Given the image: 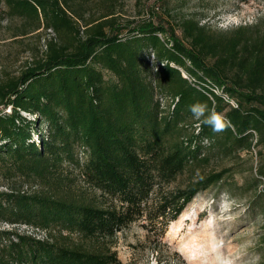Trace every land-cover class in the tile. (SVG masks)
Instances as JSON below:
<instances>
[{
  "label": "trees",
  "instance_id": "16d2710c",
  "mask_svg": "<svg viewBox=\"0 0 264 264\" xmlns=\"http://www.w3.org/2000/svg\"><path fill=\"white\" fill-rule=\"evenodd\" d=\"M114 2L0 0L22 33L57 34L32 65L0 79L1 169L43 184L0 191V264H122L119 232L142 220L161 241L230 169L171 185L215 147L250 149L264 135V30L214 35L193 17L124 19ZM197 102L229 126L196 121Z\"/></svg>",
  "mask_w": 264,
  "mask_h": 264
},
{
  "label": "rangeland",
  "instance_id": "374dc122",
  "mask_svg": "<svg viewBox=\"0 0 264 264\" xmlns=\"http://www.w3.org/2000/svg\"><path fill=\"white\" fill-rule=\"evenodd\" d=\"M114 1L124 19L155 13L177 25L183 18L193 17L214 35L230 34L239 26H259L264 30V0ZM5 11L6 5L2 4L0 79L19 75L44 53L48 39L57 36L46 28L24 34L20 30L23 20ZM177 32L182 36L181 28ZM225 167L230 172L224 180L200 191L170 223L161 241L147 234L142 220L119 232L116 249L122 264H264V135L256 133L250 149L237 148L225 154L215 147L208 162L196 165L171 187H184L191 180ZM22 180L6 176L0 166V191L43 187L39 181ZM18 227L32 231L24 225ZM203 231L210 236L203 237ZM38 233L45 236L42 231Z\"/></svg>",
  "mask_w": 264,
  "mask_h": 264
},
{
  "label": "clouds",
  "instance_id": "9594fccd",
  "mask_svg": "<svg viewBox=\"0 0 264 264\" xmlns=\"http://www.w3.org/2000/svg\"><path fill=\"white\" fill-rule=\"evenodd\" d=\"M193 118L199 123L209 126L214 132H222L229 126L223 114L209 109L206 103L197 102L189 106Z\"/></svg>",
  "mask_w": 264,
  "mask_h": 264
},
{
  "label": "built area",
  "instance_id": "2783aa9c",
  "mask_svg": "<svg viewBox=\"0 0 264 264\" xmlns=\"http://www.w3.org/2000/svg\"><path fill=\"white\" fill-rule=\"evenodd\" d=\"M181 70H182L183 75H184L186 78H188L190 81L195 80V78L191 77V76H190V75H189L184 69H181ZM215 91H216L217 93L220 92L219 89H216ZM225 99H226L227 101H229L231 104L236 105V101H235L234 99L230 98L229 96H225ZM7 226H10V225H7ZM22 226H23V225H22ZM24 226H26L27 228H31L32 231H30V232H28V233H31V234L37 235L38 237H42V238L47 237V233H46V231L43 230V229H38V228L35 229V228H33V227H29V226H27V225H24ZM35 230H36V231H35ZM41 231L45 233V236H41L40 233H38V232H41Z\"/></svg>",
  "mask_w": 264,
  "mask_h": 264
},
{
  "label": "bare ground",
  "instance_id": "6f19581e",
  "mask_svg": "<svg viewBox=\"0 0 264 264\" xmlns=\"http://www.w3.org/2000/svg\"><path fill=\"white\" fill-rule=\"evenodd\" d=\"M205 231H206V230H205ZM205 231H203V232H204L203 237H205V238H206V236L209 237L210 235L205 234ZM208 232H209V231H208Z\"/></svg>",
  "mask_w": 264,
  "mask_h": 264
}]
</instances>
